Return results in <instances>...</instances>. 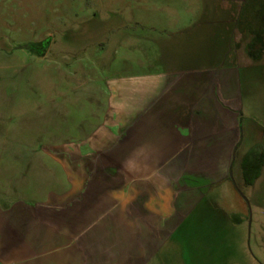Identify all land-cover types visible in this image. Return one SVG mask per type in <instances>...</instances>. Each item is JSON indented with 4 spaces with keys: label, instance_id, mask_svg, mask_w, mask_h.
<instances>
[{
    "label": "rangeland",
    "instance_id": "obj_1",
    "mask_svg": "<svg viewBox=\"0 0 264 264\" xmlns=\"http://www.w3.org/2000/svg\"><path fill=\"white\" fill-rule=\"evenodd\" d=\"M214 32L217 61L239 82L232 175L247 202L229 178L231 153L210 185L187 188L186 214L165 220L174 229L159 234L147 264H264V165L252 185L240 169L243 152L264 148V0H0V212L19 209L21 197L25 218L38 206L49 212L63 186L52 153L97 124L109 78L177 60L179 38L191 35L198 49L208 43L200 36ZM3 228L0 264L13 240ZM47 230L42 256L63 252Z\"/></svg>",
    "mask_w": 264,
    "mask_h": 264
},
{
    "label": "crops",
    "instance_id": "obj_2",
    "mask_svg": "<svg viewBox=\"0 0 264 264\" xmlns=\"http://www.w3.org/2000/svg\"><path fill=\"white\" fill-rule=\"evenodd\" d=\"M190 36L177 41L179 59L107 80L97 124L52 153L63 186L49 212L38 206L25 218L23 197L19 209L0 212L13 237L2 264H147L159 234L174 229L165 220L186 214L187 188L220 175L241 132L239 82L217 61L218 33L200 36L208 43L198 49ZM43 229L65 243L63 252L42 256Z\"/></svg>",
    "mask_w": 264,
    "mask_h": 264
},
{
    "label": "trees",
    "instance_id": "obj_3",
    "mask_svg": "<svg viewBox=\"0 0 264 264\" xmlns=\"http://www.w3.org/2000/svg\"><path fill=\"white\" fill-rule=\"evenodd\" d=\"M264 165V148L255 144L241 156L240 169L247 185H252L259 177Z\"/></svg>",
    "mask_w": 264,
    "mask_h": 264
},
{
    "label": "water",
    "instance_id": "obj_4",
    "mask_svg": "<svg viewBox=\"0 0 264 264\" xmlns=\"http://www.w3.org/2000/svg\"><path fill=\"white\" fill-rule=\"evenodd\" d=\"M235 148H236V146L234 147L233 152H232V158H231V162H230V165H229V168H228V174H229V178L231 179L232 184H233V186L235 187V189L237 190V192H238V193L244 198V200L247 202L246 198L243 196V194L241 193L240 189L237 187V185L235 184V182H234V180H233V175H232V163H233L234 156H235Z\"/></svg>",
    "mask_w": 264,
    "mask_h": 264
}]
</instances>
